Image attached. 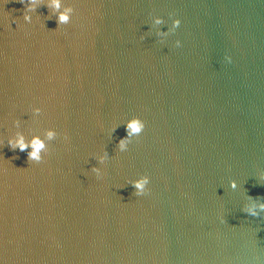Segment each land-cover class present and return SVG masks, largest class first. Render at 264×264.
<instances>
[{
	"label": "water",
	"instance_id": "95a60500",
	"mask_svg": "<svg viewBox=\"0 0 264 264\" xmlns=\"http://www.w3.org/2000/svg\"><path fill=\"white\" fill-rule=\"evenodd\" d=\"M68 2L58 27L46 0L31 23L0 0V258L264 264V212L243 210L264 202V0ZM153 16L181 25L161 43ZM133 116L145 129L120 152ZM48 128L39 162L6 143Z\"/></svg>",
	"mask_w": 264,
	"mask_h": 264
},
{
	"label": "clouds",
	"instance_id": "9594fccd",
	"mask_svg": "<svg viewBox=\"0 0 264 264\" xmlns=\"http://www.w3.org/2000/svg\"><path fill=\"white\" fill-rule=\"evenodd\" d=\"M41 2L42 0H21V3L23 4L22 19L25 23H31L33 21V16L37 15V9L41 7ZM45 6L50 10L47 18L51 19L54 16L58 27L60 25L68 24L71 21L74 8L68 0H46ZM11 23L17 24L15 17L12 18ZM165 23L164 18L161 16H153L151 19V28L155 30V35L161 43H164L166 38L180 27L181 19H172L170 26H167L166 30H161V28L157 27L158 25H165ZM141 39H143V37H141ZM175 46L180 47L181 41L176 40ZM224 60L225 62L230 63L231 57L226 55ZM40 112L41 109L39 107H34L32 109L34 117L38 116ZM13 123L17 129L21 127V121L15 120ZM123 124L126 135L120 138L116 145L120 152L126 151L132 139L143 133L146 126L145 121L138 116H133L132 118L127 119ZM114 130L115 127L112 131ZM56 137L57 132L53 128L46 129L42 135L33 134L30 138L22 131H16L13 135L7 138L6 143L11 149H19L21 152L26 151L29 161L39 162L43 159V154L47 151L48 142L54 140ZM96 159L100 165H103L107 159V153L104 152L101 155H97ZM91 172L95 173L98 178L102 174L101 168L96 166L91 168ZM149 183L150 177L148 175H141L130 181V184L135 189L136 196L144 195L148 190L147 186ZM230 187L236 189L237 182L235 180L231 181ZM243 210L251 216H258L261 212H264V202L245 205ZM0 264H6V261L3 258H0Z\"/></svg>",
	"mask_w": 264,
	"mask_h": 264
}]
</instances>
